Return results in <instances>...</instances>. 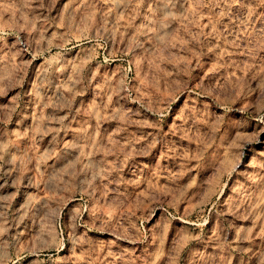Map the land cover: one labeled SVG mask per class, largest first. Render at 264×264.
Wrapping results in <instances>:
<instances>
[{"label":"rangeland","instance_id":"1","mask_svg":"<svg viewBox=\"0 0 264 264\" xmlns=\"http://www.w3.org/2000/svg\"><path fill=\"white\" fill-rule=\"evenodd\" d=\"M0 264H264V0H0Z\"/></svg>","mask_w":264,"mask_h":264},{"label":"bare ground","instance_id":"2","mask_svg":"<svg viewBox=\"0 0 264 264\" xmlns=\"http://www.w3.org/2000/svg\"><path fill=\"white\" fill-rule=\"evenodd\" d=\"M85 40L83 39V40H79V41H76V42H68V43H64V45L62 46V48H68V47H71L70 49H71V51H75V49L77 48H80L81 46H83L84 44H85V42H84ZM60 46V47H61Z\"/></svg>","mask_w":264,"mask_h":264}]
</instances>
